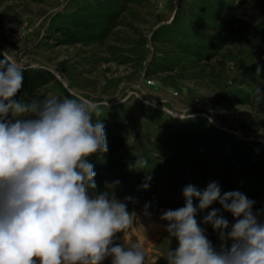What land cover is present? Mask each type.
<instances>
[{"label": "rangeland", "instance_id": "rangeland-1", "mask_svg": "<svg viewBox=\"0 0 264 264\" xmlns=\"http://www.w3.org/2000/svg\"><path fill=\"white\" fill-rule=\"evenodd\" d=\"M0 55L55 76L37 98L99 104L108 151L89 157L96 190L119 180L115 196L133 198L136 218L115 243L138 240L145 264H166L176 247L161 215L184 205L189 183L203 190L215 181L264 209V166L230 178L213 161L223 135L264 144V101L251 99L264 87V0H0ZM141 156L148 167H130Z\"/></svg>", "mask_w": 264, "mask_h": 264}, {"label": "clouds", "instance_id": "clouds-1", "mask_svg": "<svg viewBox=\"0 0 264 264\" xmlns=\"http://www.w3.org/2000/svg\"><path fill=\"white\" fill-rule=\"evenodd\" d=\"M24 72L13 57L0 59V264H102L108 257L111 264H145L138 240L115 243L136 218L126 203L133 198L115 196L119 180L96 190L89 157L108 151L95 118L99 104L83 96L17 98ZM251 99L264 101V87L258 84ZM130 167L145 170L148 160L138 157ZM182 195L183 206L161 215L177 242L166 264H264V209L254 211L253 199L240 190L222 193L215 181L203 190L189 183ZM214 203L220 207L198 223ZM202 225L218 235V247Z\"/></svg>", "mask_w": 264, "mask_h": 264}, {"label": "trees", "instance_id": "trees-1", "mask_svg": "<svg viewBox=\"0 0 264 264\" xmlns=\"http://www.w3.org/2000/svg\"><path fill=\"white\" fill-rule=\"evenodd\" d=\"M3 58L0 55V59ZM24 77L23 88L17 94V98L22 94H27L25 98H37L38 92L49 84L55 76L48 70L33 69L32 71H25ZM223 136L217 138L213 146L214 163L218 164L222 169L225 168V171L221 170V172L226 173L230 178H234L249 170H253L250 167L264 166V144L261 141L249 140L250 142H248L247 140H242L241 144H235L226 140V135Z\"/></svg>", "mask_w": 264, "mask_h": 264}, {"label": "bare ground", "instance_id": "bare-ground-1", "mask_svg": "<svg viewBox=\"0 0 264 264\" xmlns=\"http://www.w3.org/2000/svg\"><path fill=\"white\" fill-rule=\"evenodd\" d=\"M181 118V117H180ZM183 118V117H182Z\"/></svg>", "mask_w": 264, "mask_h": 264}]
</instances>
